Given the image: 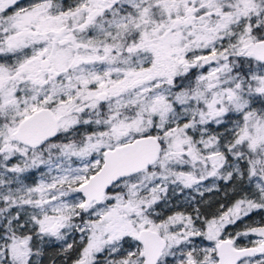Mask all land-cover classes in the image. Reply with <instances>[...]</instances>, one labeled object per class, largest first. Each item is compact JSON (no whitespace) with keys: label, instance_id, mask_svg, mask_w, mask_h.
I'll use <instances>...</instances> for the list:
<instances>
[{"label":"snow or ice","instance_id":"obj_1","mask_svg":"<svg viewBox=\"0 0 264 264\" xmlns=\"http://www.w3.org/2000/svg\"><path fill=\"white\" fill-rule=\"evenodd\" d=\"M0 264H264V0H0Z\"/></svg>","mask_w":264,"mask_h":264}]
</instances>
